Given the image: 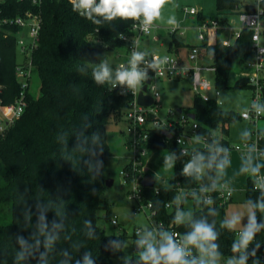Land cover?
<instances>
[{
	"label": "trees",
	"instance_id": "16d2710c",
	"mask_svg": "<svg viewBox=\"0 0 264 264\" xmlns=\"http://www.w3.org/2000/svg\"><path fill=\"white\" fill-rule=\"evenodd\" d=\"M7 6L6 15L34 8L30 0H10ZM216 10L218 17L237 14L239 0H216ZM40 11L39 41L32 57L33 72L40 79V95L34 97L28 92L22 116L0 133V212L10 213L9 221L0 219V264H84L86 255L92 264H114L113 244L124 245L128 237L125 233L107 234L98 222L100 217L111 218L112 211V205L102 198L107 188L103 173L112 155L107 125L124 119V111L133 97L111 89L108 83L97 84L92 72L104 51L127 46L121 35L132 33L133 20L105 21L96 17L100 23H94L73 11L67 0H43ZM250 38L251 32L244 31L231 46L217 42L208 47L209 52L217 55L216 85L220 89H250L245 78L229 82L234 62L252 57ZM184 46L172 36L170 49ZM17 61L15 35L1 36L0 100L4 104L13 102L21 91L16 77ZM192 112L200 124L201 135H210L219 128L228 133L229 124L237 118L234 110L223 109L215 101H204L195 95ZM262 135L264 149V128ZM149 141V154L163 149L173 152L170 184L143 186L141 180L145 175L156 179L149 172L139 178L142 203L150 202L156 211L152 220L169 227L178 210L177 182L192 188L199 180L184 174L188 159L181 155L173 138L163 135L161 129H153ZM198 154L204 157L205 165L212 163L204 168L200 181L214 187L217 164L226 161L228 155H216L203 148H199ZM259 162L264 172V154ZM123 171L126 182H133L138 176L130 162L123 166ZM187 198L181 196V207ZM245 201L253 207L257 224H264V214L254 207L264 202V194L254 189L252 178L248 179ZM169 202H174L171 208L166 206ZM192 202V220H205L217 233L214 243L218 256L238 259L239 253L232 251L236 229L225 226L227 204L219 205L217 198L212 204L197 198ZM41 218L46 225L45 233L54 237L50 248L44 246L46 235L40 232ZM176 228L184 234L191 231L187 223ZM20 239L26 242L23 249ZM253 242L260 246L255 257L248 255L246 264H253V260L260 263L264 229ZM22 251L24 258L20 259Z\"/></svg>",
	"mask_w": 264,
	"mask_h": 264
},
{
	"label": "built area",
	"instance_id": "2783aa9c",
	"mask_svg": "<svg viewBox=\"0 0 264 264\" xmlns=\"http://www.w3.org/2000/svg\"><path fill=\"white\" fill-rule=\"evenodd\" d=\"M10 0H0V37L15 35L17 56L20 55L22 60L17 61L16 77L20 82L21 91L13 102L4 104L0 100V132L3 133L10 122L22 116L27 105V93L29 92V81L34 70L32 61L33 52L37 48L39 41V33L41 29V11L40 6L43 0H30L34 6L33 9H26L22 13L15 15H6L8 11V2ZM70 2V0H67ZM250 9H240L238 14L239 24L236 26L229 23L228 18L231 15L221 16L217 18L203 17L201 18V11L194 7H186L185 12L190 15L191 19L196 21L195 29L197 31L196 38L198 43L190 45L185 56L179 54L160 55L157 53H150L141 47V39L144 36H149L154 30L158 28L152 23L145 31L141 22L133 20L131 26V34L121 35V39L127 43L126 56L127 58L121 60L116 67V70L124 65L125 68L130 67V59L133 52L144 53V60L138 65V68L144 73L146 70L150 71L151 81L147 85L144 94L153 98V104L149 106L138 103L137 98L142 86L145 84V79L141 81L140 86L135 90L129 88L127 85L116 84L115 87L110 85L111 89H116L120 93L132 95V101L128 108L124 111V119L127 122L126 132L130 135L128 139V147L132 151L130 160L134 172L140 171L144 167L145 160L149 155L150 147V132L153 129H167L172 134V138L178 147L182 156L188 159L189 163L193 157L198 155L199 148L209 149L216 155L228 154L232 149L241 152L242 156H247L248 152L256 154L258 163L263 157L264 149L261 147L263 138L262 130L264 127L259 126V122L264 120V113L257 112V106L264 108V0H254L249 5ZM190 28L189 23L183 25L178 24L169 28V33L173 36L184 35ZM244 31L251 32L249 48L252 53L250 59L239 60L244 63L243 71L237 78H245L247 84L252 90V101L248 109L239 114V118L248 120L255 125L253 130V138H249L242 145L232 146L226 143V137L217 132L218 129L213 130L210 135L199 134L200 127L196 118H192L190 113L185 112L181 108H168L166 117L159 115L161 108L160 100L161 93L158 87V82L162 80H177L186 79L190 82L192 91L195 96L202 98L204 101H215L221 107L224 104L222 93L223 90L216 85L217 73V55L214 52H209L208 47L220 42L224 46H231L236 43ZM154 39L157 38L154 36ZM158 63V66L153 68L151 65ZM208 74L213 75V81L209 80ZM1 90V84H0ZM204 170V169H203ZM261 170V169H260ZM124 174V171H122ZM195 175H190L194 180H199L198 184L192 188L182 187L180 182H177L179 189V198L176 201L177 208L182 205L181 196L185 195L188 198H197L204 203L211 200L212 204L215 198L218 199L219 205H226L232 200L233 190L229 184L221 182L214 187L204 185L200 178ZM138 185H135L134 190L130 195L138 201L137 208L141 210L146 206L150 211V219L155 214L152 204L142 203V196ZM254 189L260 190L264 193V172L261 170L260 174L254 179ZM209 204V203H208ZM174 202L167 203V208H171ZM177 210V211H178ZM137 210H135V213ZM177 213V212H176ZM176 215V214H175ZM175 219V218H174ZM112 223L116 224V216L112 218ZM153 224V220H152ZM177 224L172 223L167 227L163 222H156L153 224L155 231H168L170 233H177V242L182 240L185 235L178 230ZM240 230H236V238ZM139 234L144 231L141 228L135 230V235L140 238ZM262 252L260 255V263L264 264V242L261 245ZM256 245L252 242L248 249V255H251ZM192 256L199 257V253L195 248H192ZM134 264V263H129ZM217 264V263H216Z\"/></svg>",
	"mask_w": 264,
	"mask_h": 264
},
{
	"label": "rangeland",
	"instance_id": "374dc122",
	"mask_svg": "<svg viewBox=\"0 0 264 264\" xmlns=\"http://www.w3.org/2000/svg\"><path fill=\"white\" fill-rule=\"evenodd\" d=\"M254 0H239L240 9H244L246 5H250ZM194 6L201 11V14L207 15L210 18H217L216 0H168L164 8L161 10L160 18L155 20L153 24L158 26L157 30H154L149 37L145 38L141 47L149 48L150 53H157L160 55L174 54L168 49L172 35L169 33V28L178 24L190 23L191 17L185 12L186 7ZM174 18L175 23L169 24L168 21ZM229 23H233L236 26L239 24L238 14H233L228 18ZM159 36V41L153 40V35ZM196 31L191 30L185 36V40L191 43H197ZM184 37V36H181ZM162 44V45H161ZM144 45V46H143ZM126 53V47L117 48L115 50H106L102 53L98 63L94 65L96 67L102 61H107L109 67L113 73L116 71V67L121 61V55ZM18 60H22L18 55ZM244 63L241 61H235L232 65L233 74L230 77V83L240 75V71L244 69ZM209 80L213 81V75L208 74ZM158 87L161 93L159 115L166 117L168 108L176 107L181 108L185 112H192L194 92L192 91L190 82L186 79L177 80H162L158 82ZM29 93L38 97L40 95V79L37 73L33 72L29 81ZM222 98L224 104L221 106L223 109H231L240 114L242 111L248 109L252 101V90L247 88H228L223 90ZM260 127H264V120L259 122ZM127 122L125 119L118 123L111 122L107 125V142L110 145L112 155L107 159L106 166L103 175L106 179H113L114 182L111 186H108L102 195L103 200L112 205V211L109 219L103 217L99 218V225L104 227L107 234H120L125 233L127 235V241L124 245L114 247L116 253L113 258L114 264H141L139 261V252L137 250L136 241L140 238L135 235V230L141 228L144 232L153 229L152 220L150 219V211L144 206L141 210H138V201L131 198L130 195L134 190V182H126L123 178V166L129 163L132 157V151L128 147V139L130 135L126 132ZM255 125L248 120L242 118H236L229 124V132L223 135L229 139L230 145L237 146L242 145L249 138H253V130ZM222 135V131L219 128L217 130ZM1 133V132H0ZM224 167L217 169V181L218 184L225 182L230 185L233 190V197L225 207V213L228 220L233 215L239 214L241 221L235 228L240 230L247 225L248 215L254 213L253 207L245 201L246 189L248 179L253 180L257 178L259 172L253 174L251 168L259 165L255 153L248 152L247 156H242L241 152L236 149H232L228 154ZM172 156L173 152L170 149L156 150L150 152L145 160L144 167H141L138 171V176H142L145 173H153L156 175V186L170 184V177L173 170V160L171 166H167L166 157ZM249 169L243 171V169ZM137 176V177H138ZM224 180V181H222ZM135 185H138V179H135ZM263 193V192H262ZM264 194V193H263ZM135 210L137 212L135 213ZM180 212L185 214L191 213V217L194 212V206L191 198H187L182 207L179 208ZM0 219L3 221L10 220L9 211L0 212ZM264 214V212H262ZM99 215H103V211H99ZM116 216L117 223H112V218ZM233 257H217V264H227L228 260Z\"/></svg>",
	"mask_w": 264,
	"mask_h": 264
},
{
	"label": "clouds",
	"instance_id": "9594fccd",
	"mask_svg": "<svg viewBox=\"0 0 264 264\" xmlns=\"http://www.w3.org/2000/svg\"><path fill=\"white\" fill-rule=\"evenodd\" d=\"M168 0H70L73 11L78 12L88 20L94 23H100V20L95 19L101 17L105 21H112L116 18L125 20L140 21L144 30L147 31L152 23L160 18L161 10L164 8ZM169 24H174L175 19L172 18L168 21ZM144 60V53L133 52L130 59V67L125 68L121 65L115 73L109 67L108 62L102 61L97 65L92 72V76L97 84L108 83L112 87L116 84L127 85L129 88L135 90L140 86L141 81L145 79V73L138 68V65ZM158 61L153 63V68L158 66ZM257 112L264 113V108L257 106ZM215 158L213 157V160ZM173 160L172 156L166 157L167 166H171ZM204 157L197 155L185 165L183 172L185 175H195L199 177L205 167H211L212 163L204 164ZM226 161H221L217 164L218 168H223ZM259 165L252 167L251 172L256 174L259 172ZM245 168L243 171H248ZM207 200L206 203H211ZM254 207L259 208L264 212V202H261ZM241 221L239 214L233 215L230 220L225 222V226L229 229H235ZM174 223L185 224L187 223L191 231L185 234L177 242V233H170L168 231H155L149 230L140 235V239L136 241L138 247L141 249L139 252V261L141 264H216L218 253L216 251L217 245L214 241L217 239V233L213 230V226L208 224L205 220H192L191 213L185 214L177 211ZM46 225L41 218L40 232L46 235L45 248H50L54 237L45 233ZM264 229V224H257L256 216L254 213L248 215L247 225L242 227L238 233L236 241L232 245V251L239 253V258H231L227 264H246L248 260L247 249L254 241L258 232ZM22 249L25 248L26 242L20 239ZM37 244L39 241L37 240ZM256 244V249L259 248ZM113 247H119L118 244H113ZM192 248H195L199 253V257L192 256ZM251 255L256 256V251L253 250ZM19 258H24V251L19 254ZM84 264H92L91 259L86 255L84 257ZM253 264H257L253 260Z\"/></svg>",
	"mask_w": 264,
	"mask_h": 264
},
{
	"label": "water",
	"instance_id": "95a60500",
	"mask_svg": "<svg viewBox=\"0 0 264 264\" xmlns=\"http://www.w3.org/2000/svg\"><path fill=\"white\" fill-rule=\"evenodd\" d=\"M145 73L147 74V78L145 80V84L142 86L141 88V91L139 92V95H138V98H137V101L139 104L141 105H145V106H149V105H152L153 104V98L147 94H144V91L147 89V85L148 83H150L151 81V75H150V71L149 70H146ZM190 116L192 118H196V115L194 112L190 113ZM239 117V114H237V118ZM161 133L163 135H165L166 137H168L169 139L172 138V134L170 133L169 130L167 129H161ZM114 180L113 179H106V185L107 187L108 186H111L113 184ZM156 183V179L151 176V175H145L142 180H141V184L143 186H147V187H150V186H154ZM153 224L156 225V220H153ZM137 250H140V248L138 247V245L136 246Z\"/></svg>",
	"mask_w": 264,
	"mask_h": 264
},
{
	"label": "crops",
	"instance_id": "0c3cea01",
	"mask_svg": "<svg viewBox=\"0 0 264 264\" xmlns=\"http://www.w3.org/2000/svg\"><path fill=\"white\" fill-rule=\"evenodd\" d=\"M203 15V14H202ZM204 16H206V17H208L207 15H204ZM189 26H190V28L187 30V32L184 34V35H177L176 36V38L178 39V40H180L181 42H183L184 44H186V46H184V47H173L172 49H170V44H169V47H168V49L169 50H171L172 52H174V54H179V55H182V56H185L186 55V53H187V51H188V48H189V46L190 45H193V44H196V43H191L190 41H186L184 38H185V36H186V34H188L191 30H195L196 31V29H195V23H196V21L194 20V19H191V20H189ZM187 23V22H186ZM158 29V28H157ZM156 29V30H157ZM196 33H197V31H196ZM154 36L157 38V40H155L154 39ZM181 36H184V37H181ZM196 36V35H195ZM147 37H149V36H144L142 39H141V45L143 44L142 42L145 40V38H147ZM153 40L155 41V42H157V41H159V36L156 34V32L154 33V35H153ZM198 43V42H197ZM162 45V44H161ZM144 46V45H143ZM143 49L144 50H146V51H148L149 50V48H145V47H143ZM149 52V51H148ZM127 58V56H126V54L124 53V54H122L121 55V60H124V59H126ZM172 81V80H171ZM228 141H229V139H227ZM229 143H230V141H229ZM254 153V152H253ZM256 155V154H255ZM257 158V157H256ZM222 181H224V180H222ZM218 182L219 181H217V178H216V183L218 184Z\"/></svg>",
	"mask_w": 264,
	"mask_h": 264
}]
</instances>
